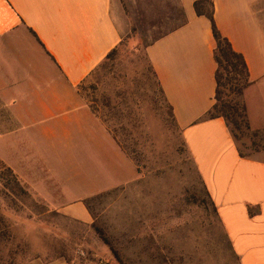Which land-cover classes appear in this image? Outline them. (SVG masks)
I'll list each match as a JSON object with an SVG mask.
<instances>
[{
	"label": "crops",
	"instance_id": "crops-1",
	"mask_svg": "<svg viewBox=\"0 0 264 264\" xmlns=\"http://www.w3.org/2000/svg\"><path fill=\"white\" fill-rule=\"evenodd\" d=\"M194 1L176 0L186 22L145 55L238 263L264 264V149L241 157L226 122L203 119L214 104L215 41ZM211 1L217 29L246 62L247 116L259 130L264 0ZM121 38L112 0H0V162L50 210L85 225V200L137 178L79 89Z\"/></svg>",
	"mask_w": 264,
	"mask_h": 264
},
{
	"label": "rangeland",
	"instance_id": "rangeland-1",
	"mask_svg": "<svg viewBox=\"0 0 264 264\" xmlns=\"http://www.w3.org/2000/svg\"><path fill=\"white\" fill-rule=\"evenodd\" d=\"M112 9L121 42L80 91L137 178L91 202L107 244L90 225L47 212L32 193L0 195V264L50 261L59 252L72 264H239L145 55L179 24L177 2L112 0ZM238 137L243 155L264 149V128Z\"/></svg>",
	"mask_w": 264,
	"mask_h": 264
},
{
	"label": "trees",
	"instance_id": "trees-1",
	"mask_svg": "<svg viewBox=\"0 0 264 264\" xmlns=\"http://www.w3.org/2000/svg\"><path fill=\"white\" fill-rule=\"evenodd\" d=\"M193 9L196 16L205 17L210 21L211 32L213 39L215 41L214 60L216 63V70H215L216 87H215L214 104L212 105L210 110L205 114L203 119L211 120L215 118H222L226 122L232 134L233 139L237 143V141L239 140L238 133L241 134L244 130L245 131L250 130L246 104L243 99L245 90L251 84V82L249 81V73H248L247 65L243 56L233 50L230 42L225 37H223L219 32V30L217 29L214 22L213 2L211 0H196L193 3ZM177 16L180 19V22L179 24H176L174 28H172V30L180 27L182 24L186 22L184 13L181 9L178 10ZM166 34L167 33H160V36L157 37L154 41H156L157 39L161 38ZM153 42H151L150 44H152ZM115 50L116 49L112 50L106 56L105 59H107L111 54H113ZM113 139L116 142V144L119 146V143L115 140L114 137ZM239 155L241 157L246 156L243 155L240 150H239ZM0 186H1L0 195L4 198H12L18 200L19 199L26 200L31 198V193L29 192L27 186H25L19 180V178L13 173V171L10 168L6 167L5 165H3L2 169L0 170ZM203 189L205 195L208 197L210 201L212 208L216 213V209L213 203L211 202L209 194L206 191L204 185H203ZM107 194L108 193H105L85 200L84 203L88 208V210L91 212V202L93 200L98 199ZM43 207L49 209L46 205H43ZM47 212L54 213L55 215H60L61 218L67 219V217L57 213L54 210H50ZM90 228H92L95 231V233L98 235V237L105 244H107V240H105L102 230L98 228L94 222V217H93V223L90 225ZM56 259H63L68 264H72L71 261L67 258V256L63 252H59L54 257L53 260ZM50 261H45V263Z\"/></svg>",
	"mask_w": 264,
	"mask_h": 264
}]
</instances>
